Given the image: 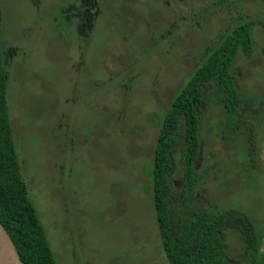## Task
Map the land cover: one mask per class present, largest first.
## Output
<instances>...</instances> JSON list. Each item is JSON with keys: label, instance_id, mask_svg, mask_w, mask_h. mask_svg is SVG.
<instances>
[{"label": "rangeland", "instance_id": "374dc122", "mask_svg": "<svg viewBox=\"0 0 264 264\" xmlns=\"http://www.w3.org/2000/svg\"><path fill=\"white\" fill-rule=\"evenodd\" d=\"M176 1L101 0V16L83 39L66 16L81 0H0L1 38L15 48L7 68L14 144L56 264H170L150 177L159 116L232 17L264 22L260 0L218 7L212 0ZM254 42L253 56L239 53L234 72L243 96L258 102L264 98L260 26ZM211 138L204 156L225 150ZM263 146L264 130L254 133L252 145L235 141L226 167L215 166L199 190L210 194L206 205L237 208L259 228L264 166L249 149ZM224 178L232 181L225 191ZM228 243L239 246L233 235Z\"/></svg>", "mask_w": 264, "mask_h": 264}, {"label": "trees", "instance_id": "16d2710c", "mask_svg": "<svg viewBox=\"0 0 264 264\" xmlns=\"http://www.w3.org/2000/svg\"><path fill=\"white\" fill-rule=\"evenodd\" d=\"M81 1L79 6L70 4L71 15L66 16L76 20L79 36L85 39L93 31L97 14L101 16V0ZM232 1L237 0H212L210 4L218 7ZM256 26L264 30L262 21L241 13L232 17L212 46L203 51L171 107L159 116L150 177L155 221L170 264H264V226L259 228L245 212L234 207L220 208L217 203V209L207 208L195 193L208 175L197 173L202 146L198 110L212 104L225 107L231 128L246 132L242 125L248 124L247 114L242 108L247 102L237 87L239 77L234 69L239 53L248 58L253 56ZM1 28L0 10V223L23 262L56 264L46 229L29 196L14 144L7 105V68L15 48L3 43ZM260 52L264 58V46ZM263 100L262 96L258 99L259 103ZM247 139V136L238 138L233 143L241 140L247 145L246 141L251 143ZM260 152L252 151L251 155L257 154L262 165ZM231 235L239 245L235 249L228 243Z\"/></svg>", "mask_w": 264, "mask_h": 264}, {"label": "flooded vegetation", "instance_id": "af4514ba", "mask_svg": "<svg viewBox=\"0 0 264 264\" xmlns=\"http://www.w3.org/2000/svg\"><path fill=\"white\" fill-rule=\"evenodd\" d=\"M179 1H176V2L180 3ZM168 2H166V3L168 4ZM170 3H171V7L169 9L172 8V2L170 1ZM200 58H199V60H200ZM196 66H197V63L195 64L194 69L196 68ZM187 80L185 81V83L181 87H183L186 84ZM238 83H239V81H237V84ZM263 92H264V90H263ZM241 97L245 98L246 102H247L246 105L242 108V111L243 112L245 111L247 114L246 122L248 124L242 125V127H244L246 129V132L237 131V129L233 130L231 128V123L229 122V119L226 118L227 113H225V107L212 104V105H209L207 107H204V108H201L198 110V116L202 120V125H201L202 146H201V152L199 154L200 160H198V162H197V173H200V175H203V174H208V175L205 179H203L200 182L198 189L196 190L195 193H196V196L200 199V201H203L204 205L207 208L217 209L216 204L208 206V205H206V203H208V202L206 200L204 201V199H203V197L207 198L210 195L209 192L207 191V193L204 194L202 192H199V190L202 188V184L208 183L211 180V177L214 173V167L215 166H219L222 169H224L226 167V164H227V162H226L227 153L226 152L228 151L227 148H230V145L233 143V141L235 139H238V138L244 139V138H246V136H247V138L249 137V139H247V140L251 141V143L246 141L247 145H252L253 140H254V133L258 132L260 130H264V100L262 101V103H259V101L256 102V100H254L255 97H252V99H251L245 95L243 96V94ZM260 97L261 96H259L257 98V100ZM172 102H173V100H172ZM172 102H171V104H172ZM212 110L218 111L219 115H217V116L210 115L209 112H212ZM224 117H225V119H224ZM219 129H220V131H219ZM211 137H214L216 139V141L214 143H212L214 146H215V143L218 142L217 140H221V142L225 146V152L224 153L221 154V152H220V154H213L212 156H208V155L204 156L203 155L202 148L204 146H206V144H205L206 141L212 140ZM263 149H264V146L260 150L261 152L259 151L260 152V154H259L260 159H262ZM249 151H250V153H249L250 157H253V156L257 157L258 156L257 154L251 155V153L253 151L252 148H250ZM205 160L207 161L208 164L202 166V162H204ZM219 160L223 161V163L219 164ZM209 163H212V165H210ZM262 164L264 166V160L263 159H262ZM253 169H255V166ZM178 175H180L182 177L181 173H178ZM228 183H231V185H232L231 180H228V178H224L223 183L220 185V187L225 191L228 187ZM239 196H241V195H239Z\"/></svg>", "mask_w": 264, "mask_h": 264}, {"label": "water", "instance_id": "95a60500", "mask_svg": "<svg viewBox=\"0 0 264 264\" xmlns=\"http://www.w3.org/2000/svg\"><path fill=\"white\" fill-rule=\"evenodd\" d=\"M262 159L264 160V149L262 153ZM262 251H264V239ZM0 264H26L21 259V256L17 250L15 243L10 237L9 233L0 223Z\"/></svg>", "mask_w": 264, "mask_h": 264}, {"label": "crops", "instance_id": "0c3cea01", "mask_svg": "<svg viewBox=\"0 0 264 264\" xmlns=\"http://www.w3.org/2000/svg\"><path fill=\"white\" fill-rule=\"evenodd\" d=\"M71 19V21H72V18H70Z\"/></svg>", "mask_w": 264, "mask_h": 264}]
</instances>
